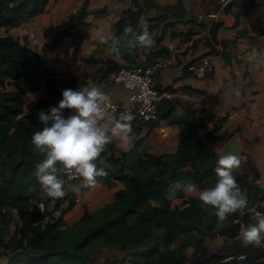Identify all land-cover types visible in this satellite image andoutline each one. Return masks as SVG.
I'll return each mask as SVG.
<instances>
[{
	"label": "trees",
	"instance_id": "trees-1",
	"mask_svg": "<svg viewBox=\"0 0 264 264\" xmlns=\"http://www.w3.org/2000/svg\"><path fill=\"white\" fill-rule=\"evenodd\" d=\"M48 1L0 0V26L21 23L43 11ZM237 1H228L224 10L230 11ZM241 1L251 3L257 8V17L251 24L254 30L262 32L264 0ZM132 2L134 6L126 8L114 23L112 53L126 61L118 67L136 61L142 48L133 46L136 36L141 34L143 26H147L149 33L159 26L165 18L164 12L160 10L168 6L156 4L159 13L147 17L139 25L142 6L138 0ZM87 3L88 0H83L78 8L61 20L52 45L65 34H70L73 48H78L90 24L86 20ZM236 16L238 17V13ZM220 23L214 21L211 24L212 36H215V30ZM125 28H131V32L126 33ZM113 39L118 43L114 45ZM206 42L210 45L211 52H221L230 61L231 55L226 50L227 40L222 39V50L210 39L207 38ZM161 50H156L155 54ZM86 58L96 60L93 56ZM152 61L151 56L143 60L145 63ZM47 70L45 60L36 48L10 33L0 35V84L3 85L6 78L14 81L19 77L23 78L21 84L15 82L14 88H0V256L2 253L6 255V259L1 260L2 264H17L20 261L28 264H79L84 255L82 246L95 240L107 245L119 243L125 246L133 242L145 244L143 250L130 251L129 264H139V257L147 258L150 264H212L218 261L264 264L263 241L259 246H244L239 239L241 225L254 223L253 210L264 213V186L255 179H247L244 173L239 176L237 181L241 190L247 193L248 206L243 213L238 211L222 222L215 214L216 209L207 206L205 210L198 198L199 192L189 196L183 206H171L174 198L184 194L185 185L196 183L201 191L214 186L217 181L214 169L221 154L212 145L217 135L207 130L204 138L201 137L199 127L204 123L197 117L196 107L189 100L185 102L183 113L178 115L171 113L169 109H163L164 101L158 106L159 115L179 124L178 146L172 154L165 156L148 151L135 156V142L131 148L122 150L121 155H116L113 141L102 153V163L97 162L98 167H102L106 173L97 177V181L111 184L115 178H120L125 184L124 187L118 189L112 200L97 211L89 212L85 209L81 220L74 225L65 228L60 226L63 214L69 206L53 214L49 222L44 224L46 213L38 208L36 201L48 203L51 198L42 199L38 192L35 193L30 188L31 183H39L33 172L35 163L44 158L34 151L31 142L33 132L43 127L38 121L37 113L41 110L48 111L50 106L57 105L62 98L63 89H73L77 81L85 80L84 76L71 77L64 86L60 78L49 75ZM42 81L45 83V97L39 98L31 111L25 113L27 115L23 114L25 94L37 88ZM182 88L190 93L196 91L187 85ZM132 115L135 117L132 128L138 132L141 122H138L134 113ZM26 117L31 124L26 123ZM137 140L140 141L141 138ZM176 183L181 188L169 198V190ZM262 194L263 197H260ZM256 199V205L249 209ZM73 201L74 197L70 196L69 204ZM15 214L18 219L10 230ZM94 214H98V219L94 223H85ZM75 226L77 228L72 232V237L66 238L65 242L41 248L33 245L39 239L50 237L58 231L65 230L68 233ZM215 234L230 238L220 251L208 250L204 242L206 235ZM150 237H154V241L146 245ZM175 240L177 245L170 247V243ZM189 245L192 246L190 254L186 251ZM238 253H244L245 257L237 259Z\"/></svg>",
	"mask_w": 264,
	"mask_h": 264
},
{
	"label": "crops",
	"instance_id": "crops-1",
	"mask_svg": "<svg viewBox=\"0 0 264 264\" xmlns=\"http://www.w3.org/2000/svg\"><path fill=\"white\" fill-rule=\"evenodd\" d=\"M228 1L138 0L142 6L141 23L159 13L156 4L168 6L160 10L165 14L163 22L149 33L150 46L142 47L136 60H144L147 56L160 60L154 82L168 90L163 109H169L176 115L182 114L185 102L191 101L196 107L197 117L204 123L199 127L201 137L204 138L207 130L213 131L217 135L212 142L214 148L221 155L233 154L240 158L241 165L234 171L236 178L244 173L247 179L264 184V123L261 122L264 119V21L263 31L257 32L251 24L257 17V8L238 0L230 11H225L224 6ZM82 2L49 0L40 13L14 26H0V35L10 33L36 48L45 60L47 73L60 78L62 85L66 86L71 77L84 76L85 80L77 81L73 89L91 81L110 98L126 104L127 89L114 79L118 65L126 61L113 55L112 36L115 21L134 4L132 0H88L86 20L90 24L78 48H73L70 34H65L52 45L61 20ZM209 14H213L212 20L204 22L203 19ZM214 21L221 23L215 30V36H212L210 26ZM201 25L205 26L206 33L201 30ZM99 35H104L107 42L101 44ZM207 38L221 50L222 39L227 40L226 50L231 55L230 61L221 52H211ZM158 49L162 50L155 54ZM204 55L210 57L213 68L202 75L193 74L189 64ZM88 56L96 60L87 59ZM9 79L6 78L0 88H9L8 83L14 81ZM22 80L19 77L13 83L21 84ZM186 85L196 91L191 92L190 97L183 98L180 91ZM45 95V83L42 81L37 88L25 94L23 114L29 113L35 102ZM121 113L120 110L110 112L116 118ZM68 114L66 110L65 115ZM26 123L31 124V121L26 120ZM178 131L179 124L159 115L157 120L141 122L138 132L132 128L127 140L114 141V153L121 155L122 150L131 148L141 138V144L149 152L172 154L178 146ZM124 185L120 178H115L111 184L99 180L94 187L83 186L82 180L67 183V189H78L74 191L80 198L68 203L69 207L63 214L65 222L60 226H70L81 220L85 209L89 212L99 209L112 200L115 192ZM187 185L184 186V194L172 200V207L183 206L189 196L200 191L196 183L191 184L195 186L191 192L187 190ZM50 214L44 221L50 220L53 213ZM15 217L18 219L17 215ZM0 259L4 261L6 255L2 253ZM17 264L28 263L20 261Z\"/></svg>",
	"mask_w": 264,
	"mask_h": 264
},
{
	"label": "clouds",
	"instance_id": "clouds-1",
	"mask_svg": "<svg viewBox=\"0 0 264 264\" xmlns=\"http://www.w3.org/2000/svg\"><path fill=\"white\" fill-rule=\"evenodd\" d=\"M125 32H131V28H125ZM98 39L101 44L107 42L104 35H99ZM117 43L113 39V44ZM150 44L147 26H143L133 46L147 47ZM109 108L110 96L89 81L78 89H63L57 105L37 113L43 127L33 132L31 142L34 151L44 157L35 163L33 172L40 184L42 199L56 200L67 195L63 176L81 179L83 186L94 187L97 177L106 175L97 162L102 163L101 155L113 141L128 139L135 119L131 113H121L116 118L110 114ZM65 110H68V115H65ZM240 165L238 156L220 155L214 169L217 181L214 186L206 187L198 193L205 210L207 206L216 209L215 214L221 222L238 211L243 213L248 206L247 193L241 190L234 175ZM179 188V183L172 186L169 198ZM187 190L194 191L195 186L189 184ZM40 208L43 211V205ZM252 220L254 223L240 227L239 239L244 246H259L264 241V213L253 210Z\"/></svg>",
	"mask_w": 264,
	"mask_h": 264
},
{
	"label": "built area",
	"instance_id": "built-area-1",
	"mask_svg": "<svg viewBox=\"0 0 264 264\" xmlns=\"http://www.w3.org/2000/svg\"><path fill=\"white\" fill-rule=\"evenodd\" d=\"M160 64V60H153L149 63H145L143 60H136L131 64L119 66L115 71L114 79L121 82L127 89L128 101L126 104L122 105L117 99L110 98L109 112H116L120 110L122 113H134L136 118L140 122L144 123L157 120L159 117V103L168 95L167 89L158 86L154 82L155 71ZM189 68L192 70L193 74L202 75L207 69L213 68V63L208 55H204L199 60L190 63ZM180 94L183 98L190 97V92H187L186 90L180 91ZM26 120L29 119L26 117L25 121ZM64 179L66 184L81 180L69 179L67 176H64ZM70 196H73L74 200H78L80 198V196L72 188H69L67 195L62 199H50L48 203L38 200L36 201V204L40 210V206L43 205V212L46 213L45 217H47L49 216L48 211L56 214L66 208L70 201ZM244 257V253H238L236 255L237 259ZM0 264H2L1 259ZM212 264L232 263L229 261H218Z\"/></svg>",
	"mask_w": 264,
	"mask_h": 264
},
{
	"label": "rangeland",
	"instance_id": "rangeland-1",
	"mask_svg": "<svg viewBox=\"0 0 264 264\" xmlns=\"http://www.w3.org/2000/svg\"><path fill=\"white\" fill-rule=\"evenodd\" d=\"M264 21V15L262 17V24ZM201 30L206 33L205 31V26L201 25ZM15 84L13 82H9L8 83V87H14ZM30 120V119H29ZM261 122L264 123V119H261ZM136 144L134 147H136L134 150L137 152V154L135 156H139L141 154H144L145 152H148V150H146L143 146V144H141V141L136 140L135 141ZM161 154V153H160ZM165 156L170 155V154H164ZM130 158H133L132 156ZM236 179H239L236 178ZM264 186V184H261ZM82 187V186H81ZM30 188L36 192H38L40 194V184L39 183H31L30 184ZM263 197V194L260 196ZM257 203V199L255 201H253L250 206L249 209H253V207L256 205ZM97 211V210H95ZM94 211V212H95ZM16 215V214H15ZM15 215L13 216L12 222L10 223V230H12V228L14 227V223L17 220ZM96 219H98V214H94L92 218L86 220L85 223L87 222H95ZM49 222V220L45 221V223ZM65 221H63L61 224L63 225ZM78 222V220L76 221V223ZM75 223H72V225H74ZM71 226V225H70ZM77 226V225H76ZM75 226V228L73 230H71L70 232L66 233V231H58L57 233L51 235L50 237L47 238H42L39 239L36 243H34L33 245L35 247H43L46 245H50V244H60L62 242L66 241V238H71L72 237V232H75V229L77 228ZM63 228L67 227V226H61ZM230 240L229 237H225L222 234H215L213 236H209L206 235L205 236V245L207 246L208 250L210 251H220L222 249V247L224 246L225 243H228V241ZM154 241V237H150L148 238V241L146 243V245H150L152 244ZM177 245V242L175 241L174 243H172L170 245V247ZM83 248V256L81 257L80 261L78 262L79 264H129L131 262V253L130 251H139V250H143V248H145V244L143 243H129L126 244L125 246H121L119 243H114V244H102L100 241H91L87 244H85L84 246H82ZM192 250V246H187L186 247V251L187 253L190 254V251ZM130 259V260H129ZM69 264H73L72 262H69ZM139 264H150V261L147 260V258L143 257H139Z\"/></svg>",
	"mask_w": 264,
	"mask_h": 264
},
{
	"label": "water",
	"instance_id": "water-1",
	"mask_svg": "<svg viewBox=\"0 0 264 264\" xmlns=\"http://www.w3.org/2000/svg\"><path fill=\"white\" fill-rule=\"evenodd\" d=\"M212 18H213V14H209L207 17H205L204 19H203V21L204 22H209V21H211L212 20ZM141 24V22H139V25Z\"/></svg>",
	"mask_w": 264,
	"mask_h": 264
}]
</instances>
